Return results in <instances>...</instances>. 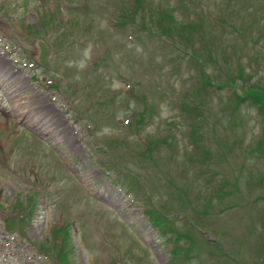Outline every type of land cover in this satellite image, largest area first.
<instances>
[{
  "label": "rangeland",
  "instance_id": "1",
  "mask_svg": "<svg viewBox=\"0 0 264 264\" xmlns=\"http://www.w3.org/2000/svg\"><path fill=\"white\" fill-rule=\"evenodd\" d=\"M0 51V264H264V0H0Z\"/></svg>",
  "mask_w": 264,
  "mask_h": 264
},
{
  "label": "trees",
  "instance_id": "2",
  "mask_svg": "<svg viewBox=\"0 0 264 264\" xmlns=\"http://www.w3.org/2000/svg\"><path fill=\"white\" fill-rule=\"evenodd\" d=\"M258 92H260V91H258ZM260 99H261V104H262L263 107H264V94L260 97Z\"/></svg>",
  "mask_w": 264,
  "mask_h": 264
}]
</instances>
